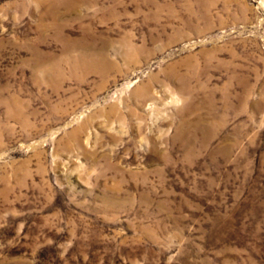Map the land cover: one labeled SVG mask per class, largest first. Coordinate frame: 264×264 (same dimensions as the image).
Returning <instances> with one entry per match:
<instances>
[{
	"label": "rangeland",
	"instance_id": "rangeland-1",
	"mask_svg": "<svg viewBox=\"0 0 264 264\" xmlns=\"http://www.w3.org/2000/svg\"><path fill=\"white\" fill-rule=\"evenodd\" d=\"M0 264H264V0H0Z\"/></svg>",
	"mask_w": 264,
	"mask_h": 264
}]
</instances>
